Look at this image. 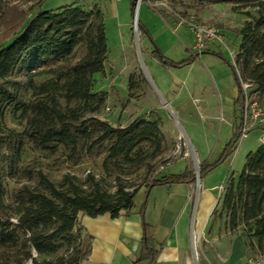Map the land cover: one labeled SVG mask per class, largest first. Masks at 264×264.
<instances>
[{
  "label": "trees",
  "instance_id": "obj_1",
  "mask_svg": "<svg viewBox=\"0 0 264 264\" xmlns=\"http://www.w3.org/2000/svg\"><path fill=\"white\" fill-rule=\"evenodd\" d=\"M42 1L23 0L30 5L18 10L0 36V264H80L90 252L91 240L79 221L81 215L109 214L114 219L133 208L142 187L149 191L195 180L193 170L186 167L177 174L157 172L142 184L126 182L143 170H154L164 155L167 141L161 125L156 119L136 117L125 126H114L98 117L106 92L94 90L95 74H104L109 53L104 10L82 3L36 10ZM149 1L174 5L179 0ZM210 4L230 6L247 20L237 30L236 64H230L237 89L232 135L213 164H200L199 176L231 155L241 138L239 77L264 100V0H190L187 5L198 10ZM135 7L131 0V16ZM5 11L4 7L3 18ZM137 28L159 63L171 67L191 63V57L177 63L168 59L139 20ZM141 79L135 73L128 76L129 97ZM7 114L18 119L21 130L6 126ZM27 145L68 167L101 158L99 174L88 172L80 180L65 173L54 183L24 161ZM9 179L36 184L8 192ZM105 183H112V190ZM217 205L229 225L241 226L246 250L264 258V144L247 153L238 178L226 181ZM140 215V251L131 264H153L159 250L154 227L145 221L144 207Z\"/></svg>",
  "mask_w": 264,
  "mask_h": 264
},
{
  "label": "rangeland",
  "instance_id": "obj_2",
  "mask_svg": "<svg viewBox=\"0 0 264 264\" xmlns=\"http://www.w3.org/2000/svg\"><path fill=\"white\" fill-rule=\"evenodd\" d=\"M105 0H43L36 10L56 9L72 3H82L90 6L97 4L104 10V25L109 53L105 62L104 74H95V91H105L106 100L98 117L112 125H127L136 117L157 120L166 136L167 148L164 155L156 160L154 170H143L132 175L126 182L142 184L155 173L177 174L185 167L193 169L195 180L188 186L192 190V203L199 197L201 189L209 190L218 199L219 187L230 178H238L247 153L254 151L260 144V131L253 129L247 132L235 145V149L224 161L199 176L200 164H212L209 156L213 151L214 141L219 139L224 145L232 135L234 116L229 108L218 107L219 92L229 90L235 86L234 76L230 64L235 65V56L238 52L240 36L237 33L244 21L242 13H236L230 6L221 4L206 5L202 9L188 7L190 0H179L174 5L167 1L154 2L157 13L153 36L165 56L180 61L187 56L180 43L184 37L191 38L192 32L188 26L190 20L196 23L212 25L218 30L221 43L207 44L202 50H197L193 41V53L212 50L216 54H205L197 58L193 64L182 68H173L159 63L151 55L152 47L147 38L141 37L134 23L133 16L127 11L129 19L126 23V33L118 35L116 22L111 12H105ZM136 16L139 20V5L142 0H135ZM30 3L23 0H3L1 11L6 9L5 16L0 20V36L5 34L7 25L11 24L18 10H26ZM255 15V9H249ZM164 11L165 13H161ZM244 11V10H242ZM168 27L165 29L166 20ZM172 30V32H171ZM124 42V45L123 43ZM181 49L179 52L178 49ZM191 49V48H190ZM239 74L238 66H235ZM131 73L138 74L143 79L136 90L128 96L127 79ZM6 126L10 129L21 130L18 119L10 114L6 116ZM180 146L178 149V144ZM206 153L205 157L201 154ZM184 152L188 156H184ZM23 159L34 168L42 171L54 183L61 180L65 173L74 174L80 180L90 172L98 175L101 158L86 160L83 163L68 167L57 163L55 157H45L26 146ZM206 161V162H205ZM168 163V164H167ZM207 164V163H206ZM35 181L7 180L5 185L8 192L22 186H35ZM112 190V183H105ZM173 185L172 190L176 189ZM180 186V185H179ZM187 187V186H186ZM169 187L153 188L148 199V220L157 221V211L165 204L164 196ZM220 199V198H219ZM191 224V223H190ZM209 227L206 229L208 237H228L241 241L245 245L243 264H253L255 260L264 258L250 254L246 250V238L241 226L228 224L225 212L217 205L209 218ZM213 224V225H212ZM189 228V226H188ZM191 236L196 235L191 233ZM86 240V239H85ZM220 248L225 247L222 243ZM239 246L236 247V250Z\"/></svg>",
  "mask_w": 264,
  "mask_h": 264
},
{
  "label": "crops",
  "instance_id": "obj_3",
  "mask_svg": "<svg viewBox=\"0 0 264 264\" xmlns=\"http://www.w3.org/2000/svg\"><path fill=\"white\" fill-rule=\"evenodd\" d=\"M130 1L105 0L104 2L105 12L107 15L111 12L113 20L116 22V29L118 28L119 31L117 37L119 38L126 33V23L129 19L127 11L130 14ZM154 7L155 3L142 0L139 5V21L164 55L152 34L157 21L155 20V13L157 12ZM165 20L166 26L164 27L167 29L169 27L167 19ZM182 40L183 43H180V48L192 60L187 65L173 68L190 66L201 55H211L212 50H204L197 55L193 53V34L191 38L184 37ZM121 43L124 45V42ZM180 48L178 49L179 52L181 51ZM167 58L175 63L179 62ZM236 96V86L219 92L217 99L219 109L225 107L232 112ZM214 142L213 151L209 156L211 160H217L225 146L219 139ZM201 148H203L201 155L205 157L204 147ZM208 162L206 163L208 164ZM214 162L212 161V164ZM173 185L178 186L172 190ZM173 185L166 186L169 188L162 193L164 199H166L165 204L157 211L158 218L154 222L148 220V199L153 188L164 186H155L149 191L144 187L140 188L133 198V208L126 213L121 212L117 218L112 219L109 214L94 218L81 215L79 221L84 228V232L91 236V240L90 252L80 264H131L140 251L142 238L140 213L143 207L144 219L154 227V240L159 246L153 264H243L245 245L243 246L240 240L225 236L210 238L205 232L210 225L209 218L217 206L222 191L218 189L219 196L216 200L209 190L201 189L198 199L195 203H192L189 199L192 190L188 186L193 185V183ZM192 232L197 237L191 236ZM222 243H225V247L220 248L219 246ZM237 246L239 248L236 250Z\"/></svg>",
  "mask_w": 264,
  "mask_h": 264
},
{
  "label": "built area",
  "instance_id": "obj_4",
  "mask_svg": "<svg viewBox=\"0 0 264 264\" xmlns=\"http://www.w3.org/2000/svg\"><path fill=\"white\" fill-rule=\"evenodd\" d=\"M188 26L193 34L195 46L198 51L204 49L207 44L221 43L218 30L214 26L196 23L194 20H190ZM239 83L243 99L240 129L241 137L253 129H258L260 131L258 141L264 144V100L261 101L259 99L258 93L250 83L243 81L240 77ZM182 145L184 146V143L181 145L178 144L177 148L179 149ZM184 156H188V153L184 152ZM219 189L222 191L223 185Z\"/></svg>",
  "mask_w": 264,
  "mask_h": 264
},
{
  "label": "water",
  "instance_id": "obj_5",
  "mask_svg": "<svg viewBox=\"0 0 264 264\" xmlns=\"http://www.w3.org/2000/svg\"><path fill=\"white\" fill-rule=\"evenodd\" d=\"M137 12H136V9L134 10V14H133V20H134V23L136 24L137 23V16H136Z\"/></svg>",
  "mask_w": 264,
  "mask_h": 264
}]
</instances>
